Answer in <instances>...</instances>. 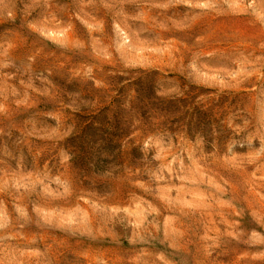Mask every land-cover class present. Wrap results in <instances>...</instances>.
<instances>
[{"label": "rangeland", "instance_id": "obj_1", "mask_svg": "<svg viewBox=\"0 0 264 264\" xmlns=\"http://www.w3.org/2000/svg\"><path fill=\"white\" fill-rule=\"evenodd\" d=\"M0 264H264V0H0Z\"/></svg>", "mask_w": 264, "mask_h": 264}]
</instances>
